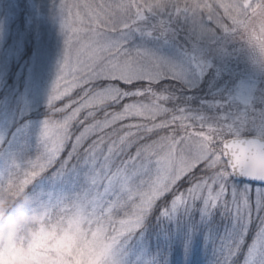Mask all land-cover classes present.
<instances>
[{"label":"snow or ice","instance_id":"snow-or-ice-1","mask_svg":"<svg viewBox=\"0 0 264 264\" xmlns=\"http://www.w3.org/2000/svg\"><path fill=\"white\" fill-rule=\"evenodd\" d=\"M231 3L59 0L63 52L47 99L48 115L41 124L43 150L23 167L13 163L9 173L39 168V179H70L87 189L102 211L122 212L124 220L132 221L130 239L158 202L163 216L190 209L196 202L202 205V215L223 207L241 230L255 214L264 237V193L254 197L229 183L236 175L264 183V169L244 167L239 174L230 173L212 148L249 122L244 116L210 122L173 106L172 97L160 87L162 79L174 78L167 67L143 50L129 49L127 43L136 33L165 35L179 18L190 23L197 39L204 35L230 40ZM117 11L123 13L118 27L111 24ZM109 30L117 31L119 38L107 43L103 57L91 56L97 32ZM76 89L80 92L73 97ZM57 101L66 102L57 106ZM74 126H79L78 134ZM254 135L264 138V128ZM167 197L171 199L165 204ZM238 249V240L235 245L228 241L222 264H230Z\"/></svg>","mask_w":264,"mask_h":264},{"label":"rangeland","instance_id":"rangeland-1","mask_svg":"<svg viewBox=\"0 0 264 264\" xmlns=\"http://www.w3.org/2000/svg\"><path fill=\"white\" fill-rule=\"evenodd\" d=\"M58 3L59 0H0V175H7L13 163L23 167L41 150V124L48 115L47 99L63 52ZM127 43L130 49L143 50L167 67L174 78L162 79L161 83L177 82L191 93L200 90L188 98L183 95L171 100L173 106L210 122L221 116L233 120L244 116L249 123L240 132L245 136L264 128V68L247 65L251 62L247 53L231 40H214L204 35L197 39L190 23L179 18L172 21L165 35L136 33ZM27 47L30 51L25 55ZM79 92V89L74 90L73 97ZM64 102L56 103L62 106ZM31 116L36 118L21 124ZM54 118H60V114H54ZM78 128L74 126L75 134ZM229 183L236 190L247 189L254 197L264 193V188L239 184L233 177L229 178ZM50 188L74 190L78 187L70 179L53 182L41 178L29 191ZM201 207V203L196 202L190 209L170 213L175 218L183 211L186 220L195 213L200 225L184 237L181 264H222L224 245L228 241L235 245L238 240L237 255L253 221L257 223V232L243 256V264H264V237L259 232L255 214L241 230L239 222L223 207L207 215H202ZM213 212L228 215L229 225H221L218 220L212 225ZM135 235L121 253L123 264H131L125 249ZM138 260V264L151 263L145 256ZM169 260L164 259V264H171Z\"/></svg>","mask_w":264,"mask_h":264},{"label":"clouds","instance_id":"clouds-1","mask_svg":"<svg viewBox=\"0 0 264 264\" xmlns=\"http://www.w3.org/2000/svg\"><path fill=\"white\" fill-rule=\"evenodd\" d=\"M231 6L230 40L264 68V0H232ZM122 15L117 11L111 24L118 27ZM118 38L117 31L97 32L90 55L103 57L107 43ZM261 145L264 138L240 132L212 148L230 173L239 174L244 167L264 169ZM39 178V168L0 175V264H123L133 222L122 212L102 211L85 188L29 191Z\"/></svg>","mask_w":264,"mask_h":264},{"label":"trees","instance_id":"trees-1","mask_svg":"<svg viewBox=\"0 0 264 264\" xmlns=\"http://www.w3.org/2000/svg\"><path fill=\"white\" fill-rule=\"evenodd\" d=\"M29 51L30 48L27 47L24 54L27 55ZM247 65L254 66L252 62ZM8 79L10 80L11 77ZM160 87L166 90V93L172 97V100L180 98L183 95L188 98L191 94L200 93V90L191 93V91H188L181 84L172 81L162 82ZM34 118L36 117L31 116L23 119L21 124ZM170 199V197L165 198L163 203H168ZM183 213V211L179 212L178 217L175 218H172L170 214L163 216L161 215V202H158L157 206L148 215L143 228L134 236L125 249L126 254L129 255L131 264H138V258L144 256L150 259V264H164V259L166 258L170 259L171 264H181L180 255L182 254L185 235L189 233V230L200 227V225H197L198 217L195 213H192L189 220H186ZM211 220L212 225L216 220H218L217 223L221 222V225H229L230 223L228 215H220L217 212L212 213ZM256 224L255 221L251 223L238 254L230 260V264H243V256L257 232Z\"/></svg>","mask_w":264,"mask_h":264},{"label":"water","instance_id":"water-1","mask_svg":"<svg viewBox=\"0 0 264 264\" xmlns=\"http://www.w3.org/2000/svg\"><path fill=\"white\" fill-rule=\"evenodd\" d=\"M233 178L238 183H241V184H246V185H251V186H256V187L264 188V183H261V182L255 181V180L247 179L244 176L236 175V176H233Z\"/></svg>","mask_w":264,"mask_h":264}]
</instances>
